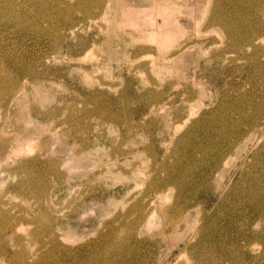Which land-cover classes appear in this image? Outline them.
I'll list each match as a JSON object with an SVG mask.
<instances>
[{"label": "rangeland", "instance_id": "374dc122", "mask_svg": "<svg viewBox=\"0 0 264 264\" xmlns=\"http://www.w3.org/2000/svg\"><path fill=\"white\" fill-rule=\"evenodd\" d=\"M0 76V264H264V0H0Z\"/></svg>", "mask_w": 264, "mask_h": 264}, {"label": "bare ground", "instance_id": "6f19581e", "mask_svg": "<svg viewBox=\"0 0 264 264\" xmlns=\"http://www.w3.org/2000/svg\"><path fill=\"white\" fill-rule=\"evenodd\" d=\"M2 78H1V76H0V80H1ZM2 100V99H1ZM2 138H1V140L4 138L3 136H1ZM0 140V141H1ZM4 141V139L2 140V142ZM6 142V141H5ZM4 142V143H5ZM1 143V142H0ZM2 144V143H1ZM2 147V146H1ZM4 148V147H3ZM152 204H153V201H152ZM153 206H155V204L153 205ZM152 207V206H151ZM142 208V207H141ZM147 209V208H146ZM151 209V208H150ZM153 209V208H152ZM167 209V208H166ZM149 211V210H148ZM165 211V210H164ZM155 212V210H151V214L150 215H152V213H154ZM163 212V211H162ZM180 212V211H179ZM140 213V212H139ZM141 213H142V211H141ZM144 213V212H143ZM147 213V212H146ZM164 213V212H163ZM183 214V213H182ZM181 215V214H180ZM149 217V216H148ZM147 217V219H146V221L147 222H149V223H152L151 221H150V219ZM143 219V218H142ZM170 219V218H169ZM140 220V219H139ZM169 221V220H168ZM172 221V220H171ZM182 221H184V217L183 216H180L179 218H177L176 220H173L172 221V226L174 227V229L175 230H177V229H179V227H180V223L182 222ZM170 222V221H169ZM149 223H146L145 222V225L146 224H149ZM138 224V223H137ZM140 224V223H139ZM147 226V225H146ZM169 226H170V224H169ZM171 226V227H172ZM172 230V229H171Z\"/></svg>", "mask_w": 264, "mask_h": 264}]
</instances>
